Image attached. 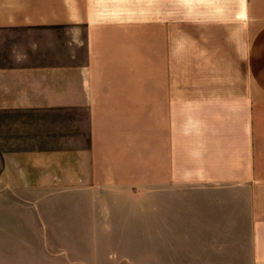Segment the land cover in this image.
Instances as JSON below:
<instances>
[{"label": "crops", "instance_id": "1", "mask_svg": "<svg viewBox=\"0 0 264 264\" xmlns=\"http://www.w3.org/2000/svg\"><path fill=\"white\" fill-rule=\"evenodd\" d=\"M99 185L162 264H264V0H0V199Z\"/></svg>", "mask_w": 264, "mask_h": 264}, {"label": "rangeland", "instance_id": "2", "mask_svg": "<svg viewBox=\"0 0 264 264\" xmlns=\"http://www.w3.org/2000/svg\"><path fill=\"white\" fill-rule=\"evenodd\" d=\"M96 187L0 199V264H162L156 189Z\"/></svg>", "mask_w": 264, "mask_h": 264}]
</instances>
